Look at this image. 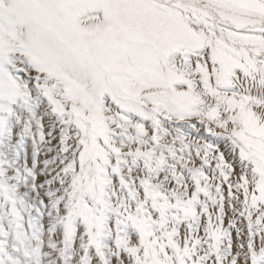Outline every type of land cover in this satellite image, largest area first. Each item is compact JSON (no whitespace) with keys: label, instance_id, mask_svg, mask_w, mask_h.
Returning a JSON list of instances; mask_svg holds the SVG:
<instances>
[{"label":"snow or ice","instance_id":"1","mask_svg":"<svg viewBox=\"0 0 264 264\" xmlns=\"http://www.w3.org/2000/svg\"><path fill=\"white\" fill-rule=\"evenodd\" d=\"M0 264H264V0H0Z\"/></svg>","mask_w":264,"mask_h":264},{"label":"rangeland","instance_id":"2","mask_svg":"<svg viewBox=\"0 0 264 264\" xmlns=\"http://www.w3.org/2000/svg\"><path fill=\"white\" fill-rule=\"evenodd\" d=\"M221 147L223 148V145Z\"/></svg>","mask_w":264,"mask_h":264}]
</instances>
